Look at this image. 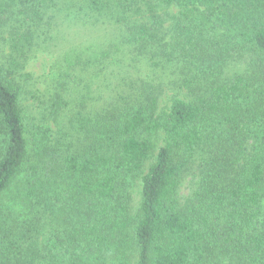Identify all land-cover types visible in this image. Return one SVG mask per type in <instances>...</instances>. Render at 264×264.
Wrapping results in <instances>:
<instances>
[{
	"label": "trees",
	"instance_id": "trees-1",
	"mask_svg": "<svg viewBox=\"0 0 264 264\" xmlns=\"http://www.w3.org/2000/svg\"><path fill=\"white\" fill-rule=\"evenodd\" d=\"M78 1L83 18L120 26V40L65 51L32 123L23 70L55 38L48 13L63 0H0V204L45 216L43 247L4 237L0 264H133L132 244L137 264H216L228 252L234 264H264V0ZM123 45L137 63L177 57L170 97L150 75L106 71ZM239 55L247 72L226 74ZM74 102L67 131L54 133L49 120L59 125ZM198 159V188L182 202Z\"/></svg>",
	"mask_w": 264,
	"mask_h": 264
},
{
	"label": "rangeland",
	"instance_id": "rangeland-1",
	"mask_svg": "<svg viewBox=\"0 0 264 264\" xmlns=\"http://www.w3.org/2000/svg\"><path fill=\"white\" fill-rule=\"evenodd\" d=\"M78 0H63L62 5H57L54 7V10L51 8L49 11L48 18H53V30H51L50 35H54L53 40H48L43 44L42 49L38 55L34 58L33 61L28 65L29 70H23L24 73H31L32 80L30 81L28 88H26L27 94L22 96V103L25 107V115L29 117V121L34 123L36 119H44L42 114L44 104L50 100V92L47 91L48 85L52 80V77L55 74L58 63H61L64 52L69 48L75 47L78 50L82 49L84 46H94V49L98 44L102 45V48L108 47V45L118 43L117 40H120L119 30L120 26L112 25L111 23L103 24L94 23L90 18H83L80 10V4ZM148 2L155 3V0H148ZM171 14L178 12L176 8L169 10ZM48 12V11H47ZM158 14L164 16L162 10H159ZM77 16V17H76ZM145 20L146 17H144ZM174 22L168 20L167 23L163 24V32L165 33V42L169 40L171 35V30L173 28ZM79 47V48H78ZM3 50V49H2ZM0 50V53L2 52ZM170 53L171 48L168 47L165 49ZM120 55L124 54L125 58H118L117 60L109 61L107 66V72L116 71L120 72L122 75H125L128 71L133 73V78L145 77L150 75L151 77L147 81L153 82L155 85H162V95L163 97H170L173 94L172 84L176 80L177 70L180 69L182 63L179 64L177 60L172 58H163L156 57L154 61L151 59L140 58L141 60L137 63L134 61L135 55L129 52L128 48L123 45L121 47ZM113 57H117L116 55ZM123 59L122 61H119ZM249 56H235L231 64L226 68V74L228 75H238L245 74L248 70ZM154 62H163L159 67L152 66ZM171 83V84H170ZM101 93L104 97L108 96L107 89L102 88ZM67 93V91H66ZM66 93H64L66 95ZM96 94V92H95ZM93 94V95H95ZM69 97L73 101L77 98V92L71 91ZM96 97V95H95ZM68 98V97H67ZM98 105V103L96 102ZM48 106V104H47ZM96 108V107H95ZM94 108V109H95ZM75 102L68 109L65 110V114L62 118L58 119L59 125H56L55 122L51 119L49 120V126L54 133L64 130L62 127L68 125V121L72 118L71 116L76 112L75 111ZM46 120L50 118L47 114ZM49 116V118H48ZM43 121V120H42ZM65 128V127H64ZM75 131L72 132V135ZM77 135V134H76ZM162 143H158L157 147L161 146ZM201 159H198L196 163H192L190 168L186 169L185 174L183 175L182 187H181V201L190 198L198 188L199 184V163ZM152 162L148 163L142 172L146 173ZM143 173V174H144ZM140 174L130 178V181L127 185L129 203L131 204V215H136L141 205L142 200V185H141ZM22 213H18L13 210V207L7 208L3 204H0V251L3 248L4 241L7 238H10L13 242V236L27 234L29 237L30 245H39L40 248L43 247V237H44V224L39 219L43 221L45 216L42 215L36 217L34 214H29L26 210L18 208ZM29 214V215H28ZM35 218H34V217ZM45 223V221H44ZM42 229V233H41ZM4 237L6 239H4ZM4 239V240H3ZM130 257L133 264L138 262V250L134 244L130 248ZM237 258L231 252L226 253L217 259L216 264H234V261ZM39 259H37L38 262ZM106 264H113L112 261H108Z\"/></svg>",
	"mask_w": 264,
	"mask_h": 264
}]
</instances>
